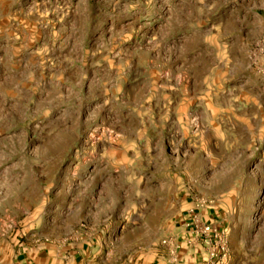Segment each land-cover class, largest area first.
I'll return each mask as SVG.
<instances>
[{"label":"rangeland","instance_id":"1","mask_svg":"<svg viewBox=\"0 0 264 264\" xmlns=\"http://www.w3.org/2000/svg\"><path fill=\"white\" fill-rule=\"evenodd\" d=\"M263 49L264 0H0V264L174 262L191 208L264 264Z\"/></svg>","mask_w":264,"mask_h":264},{"label":"crops","instance_id":"2","mask_svg":"<svg viewBox=\"0 0 264 264\" xmlns=\"http://www.w3.org/2000/svg\"><path fill=\"white\" fill-rule=\"evenodd\" d=\"M162 253L157 264H205V254L199 242H194L191 247L184 245L176 263L169 262L165 252ZM103 255L100 241L86 235L77 242L45 245L39 252L23 256L17 264H107L102 260Z\"/></svg>","mask_w":264,"mask_h":264},{"label":"built area","instance_id":"3","mask_svg":"<svg viewBox=\"0 0 264 264\" xmlns=\"http://www.w3.org/2000/svg\"><path fill=\"white\" fill-rule=\"evenodd\" d=\"M183 226L184 232L189 238V245L193 246L194 242H199L206 252L205 264L228 263L231 257V244L226 229L209 219H205L204 214L197 208H191L186 213ZM173 241L174 238L171 237L163 240L162 243L170 246L171 242V256L173 263H176L178 261L177 251L180 245H175Z\"/></svg>","mask_w":264,"mask_h":264}]
</instances>
